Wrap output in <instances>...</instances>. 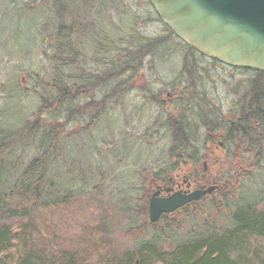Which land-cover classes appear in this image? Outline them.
<instances>
[{
    "label": "trees",
    "instance_id": "obj_1",
    "mask_svg": "<svg viewBox=\"0 0 264 264\" xmlns=\"http://www.w3.org/2000/svg\"><path fill=\"white\" fill-rule=\"evenodd\" d=\"M50 1L51 16L38 33L41 44L38 53L49 62L38 73L42 90L34 89L40 95L41 105L32 119L25 120L17 128L0 124V264H133L136 259L142 264H147L148 260L153 264H264V197L255 199V193L247 191L238 197L236 192L241 181L252 178L255 168L264 167V72L261 71L259 78L252 80L246 93L247 101L237 111L224 114L215 107L192 108L191 114L184 112L180 116L181 124L170 123L172 145L169 152L176 160L171 158L160 167L150 184L156 185L157 180L159 183L167 181L179 168L183 144L187 145L186 151H191L187 159L196 170L198 149L209 147L215 132L221 140L222 135L229 133L233 141L224 142L235 145L233 159L226 163L229 175L220 173L217 181L214 180L217 189L213 193L190 208L185 206L165 214L153 223L147 221L149 196L148 191L142 189V196L138 198L141 203L127 201L122 207L126 215L133 211L137 218L145 216L143 222L140 220L139 225L129 228L125 235L147 227L151 229L149 238L143 237L135 249L116 245L115 233L107 224L105 211L100 224L84 227L70 240L55 235L44 237L35 216L69 199L71 187L68 178L66 181L63 178L68 166L79 162L76 160L79 156H74L75 138L94 126L111 98L119 99L133 89V76L144 66L147 49H154L163 41L134 36L127 48L116 49L117 45L110 43L106 46L100 40L98 23L103 11L94 10L96 0ZM86 47L93 49V56L101 50L103 56L93 59L109 67V71L96 74L80 70L83 69L81 60L87 55ZM110 84L113 87L108 96L74 107L77 100ZM11 97L8 98L10 102L17 98L14 94ZM88 111H92V115L87 127L65 134L66 125L77 116L87 119ZM62 113H66V119L61 122L59 114ZM194 122L204 135L197 131ZM217 128L224 132L216 131ZM255 184L258 190H263L264 185ZM207 201L213 204L212 213L207 211L206 216L188 217L190 213L204 211L202 206ZM254 240L261 248L257 246L251 252ZM93 254H96L95 259Z\"/></svg>",
    "mask_w": 264,
    "mask_h": 264
},
{
    "label": "rangeland",
    "instance_id": "obj_2",
    "mask_svg": "<svg viewBox=\"0 0 264 264\" xmlns=\"http://www.w3.org/2000/svg\"><path fill=\"white\" fill-rule=\"evenodd\" d=\"M51 4L50 0H0V124L6 128H17L25 120L32 119L33 113L41 105L40 95L35 93L34 89L42 90L43 84L38 73L40 74L49 62L38 53L41 47L38 33L43 28L44 21L51 16ZM94 5V10L103 11L98 23L100 40L103 44H116V49L127 48L134 36L142 39H158L169 35V30L164 26V22L149 0H96ZM94 34L91 32V35ZM165 41V44L157 45L156 48L162 50L158 52L160 56L156 60V56L152 57V60H155L153 64H169L171 67L172 64L183 60L201 61L192 55L187 58L186 49L182 48V44L178 41L169 37ZM85 51L87 55L81 60L83 69L80 70L85 69L96 74L109 71V67L103 63H96L98 57L103 56L101 50L96 56H93V49L89 47H86ZM184 56L186 59L183 58ZM148 62L146 57L144 66L139 69L140 72L133 76L135 80L132 84L133 89L123 93L119 99L111 98L108 107L104 109L94 126L75 138L74 156H79L76 159L79 162L75 161L73 166H68L63 178V181L68 178L71 187L69 199L65 204L42 210L35 216L39 230L45 238L48 235H55L70 240L75 234L81 233L84 227L93 228L100 224L104 211L108 218L107 224L115 233L116 245L135 249L143 241V237L149 238L150 227L128 235L124 234L129 228L139 225L140 220L143 222L145 216L137 218L133 211H130V215H126L122 209L127 201L141 203L138 198L142 196V189L148 191V196L157 189L159 180L155 181L157 186H152L150 181L152 178L154 180V175L160 167L172 158L169 152L172 133L165 129L163 122L154 121L157 111L152 108V100L149 98L150 80L145 77L149 74ZM73 73L74 70L71 71V74ZM251 73L253 72H250L248 77ZM240 79V76L234 77L235 89L238 88V84L242 86ZM190 81L191 79L185 80L184 85H188ZM209 81L214 82L216 96L222 100L220 106L222 112L226 114L233 110L235 97L230 93V80L225 89V83L221 84L216 74L213 73ZM112 87L113 84L100 86L85 99L77 100L74 107L90 99L101 100L111 93ZM153 88L155 91L160 89L158 85ZM13 94L17 98L10 102L8 98H12ZM91 113L92 111L87 112L88 120L77 116L75 121L68 123L65 134L69 131L78 132L87 127L86 123ZM65 117L66 113L59 114L61 122L66 119ZM154 123H157L155 130ZM12 124L15 125L11 126ZM193 125L204 135L197 123L194 122ZM218 130L224 132V129L217 128L216 131ZM225 148L223 149L220 144L216 147L211 146L210 149L199 148L197 151L199 164L196 170H193L195 166L187 159L191 151L183 148L181 150L185 156L182 155L179 168L171 175L179 174L182 181L188 174L192 187L195 185L198 187L204 172L203 163L206 160L208 168L206 173L208 172L213 178L211 183L217 181L220 173L228 176L226 163L233 159L232 152L235 150V145ZM172 159L176 160V158ZM257 182L264 185V167L255 168L251 179L241 181L236 190L238 197H241L245 191L254 192L255 199L264 197V186L262 191L258 190L255 184ZM252 184L256 185V188L252 187ZM249 187L251 190L248 189ZM212 205L207 201L202 206L204 211L190 213L188 217L193 219L194 216H206L207 211L212 213L214 209ZM146 217L149 222V214ZM253 244L251 252H254L257 246L261 248L257 240H254ZM92 257L95 259L96 254ZM251 258L255 260V257ZM147 264H153V261L148 260Z\"/></svg>",
    "mask_w": 264,
    "mask_h": 264
},
{
    "label": "water",
    "instance_id": "obj_3",
    "mask_svg": "<svg viewBox=\"0 0 264 264\" xmlns=\"http://www.w3.org/2000/svg\"><path fill=\"white\" fill-rule=\"evenodd\" d=\"M150 1L170 29L198 52L234 67L264 71V0ZM204 166L206 169V163ZM215 190L212 185L161 198L157 191L149 201L150 222Z\"/></svg>",
    "mask_w": 264,
    "mask_h": 264
},
{
    "label": "flooded vegetation",
    "instance_id": "obj_4",
    "mask_svg": "<svg viewBox=\"0 0 264 264\" xmlns=\"http://www.w3.org/2000/svg\"><path fill=\"white\" fill-rule=\"evenodd\" d=\"M164 26H166L167 30H169V35L159 37V39H163L160 44H165L167 37L174 39V41H178L182 44V48L186 49L187 58L192 55L194 58H199L201 61L196 62L191 60L188 62L183 60L182 62L172 64L171 67H169V64H153V62L160 56H158V52L162 49L156 47H154V49H147L149 74L145 77H148L150 80L151 90L149 89V98L152 100V108L157 111L154 121L159 120L160 122H163L165 129H167L170 133V123L173 122L174 125H178L180 116H182L184 112L191 114V111L193 112L192 108H201L204 110L207 106L209 108L214 109L215 107L221 110L220 106L222 104V100L216 96V92L214 90L215 85H213L214 82L209 81V78L213 73L216 74V78L221 84L225 83L224 89L227 87L230 80V93L233 97H235L233 110L237 111V109L240 108V105L247 101L246 93L250 89L252 80L259 78L260 72L250 68L234 67L213 57L210 58L205 54L198 52L190 45L188 46L184 41L176 36L172 30H170L166 23H164ZM175 54L177 55L178 53ZM153 56H156L155 60H152ZM183 58L186 59L185 56ZM250 72H253L254 74L251 73L248 77ZM236 76L241 77L239 81L242 83V86L238 84L237 89H235L234 84V77ZM190 79L191 81L189 84L184 85L185 80L189 81ZM156 85H158L160 89L155 91L153 87ZM196 121H198V123L201 122H199V120ZM179 123L181 124V122ZM155 129H157V123H154V130ZM173 130L174 126H172V131ZM177 130H179V128H177ZM228 134L222 135L223 140H221L215 132L214 138L211 136L212 141L208 144V146L216 147V145L220 144L221 146L226 147L229 143L226 144L224 141H233L230 139ZM183 148L184 150L187 149V145L183 144L181 149ZM239 153L241 155L244 154L242 150H239ZM247 154V157L250 158L251 155L249 153ZM201 177L200 185L198 187H203L207 183L211 184V180H213L208 172H203ZM190 179V175L188 174L184 176L182 181H180L179 174L169 176L167 181L160 183L158 186L159 191H161L160 196L167 197L180 190H187L188 192L195 191L197 187L196 185L192 187ZM212 183H215V181Z\"/></svg>",
    "mask_w": 264,
    "mask_h": 264
}]
</instances>
